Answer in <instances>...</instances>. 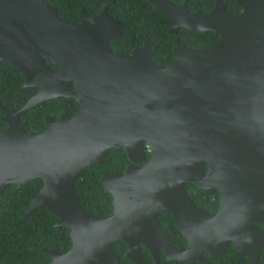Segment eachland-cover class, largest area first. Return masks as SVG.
Segmentation results:
<instances>
[{"label": "water", "instance_id": "water-1", "mask_svg": "<svg viewBox=\"0 0 264 264\" xmlns=\"http://www.w3.org/2000/svg\"><path fill=\"white\" fill-rule=\"evenodd\" d=\"M148 1L170 18L169 33L186 28L217 32L220 39L190 48L177 38L171 61L160 66L149 40L129 55L112 51L110 41L127 24L107 9L95 16L83 11L79 22H69L46 0H0V52L8 53L0 60L26 75L30 67L51 74L48 84L39 79L43 88L29 106L60 96L80 105L77 114H63L42 132L19 126L0 131V196L11 183L43 180L27 214L46 207L59 218L57 227H69L71 238L63 254L46 250L49 264H120L117 241L135 254L126 253L128 259L139 262L141 249L157 258V214L165 210L190 244L170 248L171 257L210 264L204 251L221 255L232 243L250 264H260L264 0H236L238 14L223 0L209 11H192L188 1ZM146 143L152 150L143 168L102 177L112 214L91 213L76 193L78 177L89 166L103 165L114 148L139 163ZM189 182L220 192L215 213L195 203Z\"/></svg>", "mask_w": 264, "mask_h": 264}, {"label": "trees", "instance_id": "trees-1", "mask_svg": "<svg viewBox=\"0 0 264 264\" xmlns=\"http://www.w3.org/2000/svg\"><path fill=\"white\" fill-rule=\"evenodd\" d=\"M46 1L57 8L60 18L69 22L80 21L81 7L88 10L89 13H96L93 6L99 5L100 8L101 5L108 4L111 6L109 8L110 14L128 24L119 37L110 41L113 52L129 55L133 48L141 45L143 40L148 38L154 47V62L160 66H165L171 61L173 43L172 36L168 33L171 21L166 13L154 7L148 0ZM172 1L178 4L182 0ZM223 1L231 13L238 14L241 12L242 9L238 6L236 0ZM214 5L215 0H190L189 2V8L192 11H209ZM160 15L164 20L161 19ZM190 31L200 37H208L209 43L216 42L212 41L213 38L217 41L220 39V34L217 32ZM8 66L11 67L6 62L0 63V97H3L5 103L15 104L17 101L10 97H14L27 89L22 88L24 82L22 72H12ZM56 101L52 100L49 103H55ZM71 102L76 103L75 100ZM76 105L78 104L76 103ZM26 130L32 131L30 129ZM129 162L130 160L125 151L114 148L110 151L103 165L89 166L78 177L75 183L76 193L91 213L99 217L112 214L113 198L102 184V177L110 172L123 173ZM42 186V179L32 180L26 185L11 183L7 186L3 195L0 196V264H47L51 260V256L44 249L66 252L71 247L69 227H56L59 218L51 214L46 207H39L33 213L24 217L30 202ZM187 188L197 204V200L202 199V189L191 182L188 183ZM206 204H208V201ZM217 205L216 202V209ZM216 209H213V212ZM168 212L166 213L170 224L175 225L171 212ZM259 226L263 227L264 224ZM118 245L120 249H125L126 244L123 241H117L114 247L117 248ZM146 257L151 259L149 255ZM259 261L260 264H264V249L260 252ZM217 262L223 264H250L249 258L238 255L233 245L221 255ZM191 263L203 264L197 261ZM121 264L136 263L121 257Z\"/></svg>", "mask_w": 264, "mask_h": 264}, {"label": "flooded vegetation", "instance_id": "flooded-vegetation-1", "mask_svg": "<svg viewBox=\"0 0 264 264\" xmlns=\"http://www.w3.org/2000/svg\"><path fill=\"white\" fill-rule=\"evenodd\" d=\"M184 1H188V8H189L190 0H182L181 2L178 3V5L182 4ZM95 6H93V10H94V12L96 11V13H89L88 10L81 7L80 8V18H81V14L83 11L87 12V14H89V15L95 16V15H99L100 13H102L104 11V9H107V13L111 17H113L109 12V8H111L110 5L103 4V5H101L100 8H99V5H95ZM196 11H198V10H196ZM113 18H115V17H113ZM161 19L164 20V18L162 16H161ZM117 20L123 22L120 19H117ZM123 23H125V22H123ZM125 24H127V23H125ZM171 25H172V22L170 23V27L168 28V33H169L170 28L172 27ZM127 26H128V24H127ZM182 30H184V31L182 32ZM169 34H171V36H172L171 40L173 43V48L175 46V39H177V38H179L180 41L184 45H186L190 48H199V47H203V46L212 44V43H209L208 37H205V36L200 37V36H198V34H195L186 28L180 29L178 31V33H169ZM147 40L150 41L151 47H152V49H154L151 40L148 38H145L143 40V43L139 46H136V47L143 46ZM212 41L217 42V40L215 38H213ZM132 50L130 51V53L132 52ZM1 54H8V53L7 52H0V55ZM154 54H155V52H154ZM1 62H6L7 64H10L9 62L5 61L4 59L0 60V63ZM27 62L34 65V63L32 61H27ZM46 63L53 69V71L57 72L60 70V66L52 63L49 59H46ZM9 68L12 72H21V71L14 70L12 65ZM33 70H34V68L30 67L29 73L27 75L22 72V74L25 78L24 82L22 83V88L27 89V90L21 91L18 95L14 96V97H10V98H13L17 101L15 104L5 103L3 101V97H0V131L7 130L8 128H10V126H12V127L13 126H19V127H23L24 129H30V130H32L31 132H42L46 129V127L50 121L58 120L63 114L66 113L69 116H74L75 114H77L80 105L78 104V102L74 98L65 97V96L47 99V100L42 101L41 103H37V104L29 106V104L32 102V100L38 95V93L43 88L42 84H38L39 79L42 76L47 78L46 81H44V83L48 84V80H49V77L51 75V74L49 75L47 72H44L41 70H40V72H37V70L36 71H33ZM52 100H57V101L55 103H49ZM72 100H75L79 106L76 105V103L71 102ZM146 146H147V152L145 153L144 160L137 163V162H133L131 159H129L130 162H129V165L126 167V169L130 166H136L138 168H143L147 164V162L150 160L152 149L148 148L150 146V145H148V143H146ZM191 183H193V182H191ZM187 186H188V183L186 185V188H187ZM187 190H188V193L192 196V193L189 191L188 188H187ZM208 194H205L204 192H202V199L197 200V205L205 208L210 213H215V212H213V209H216V202L219 206L220 193L216 191V192H211ZM207 201H208V204H206ZM210 208H211V210H209ZM168 211L169 210L161 211L157 214L158 223L160 225V229L162 232V235L157 236V241L155 243L156 245L153 244L159 250V253L156 256L157 258H155L154 255L149 250L141 249L142 258L139 260V262L134 261L133 259H130V258L127 259L128 257L126 256V253H128V255L135 256L134 253H132L130 250H128L127 244L125 245V249H120L119 245L117 246V249L119 250V253H120L119 256L121 255L123 257V259L128 260L130 262L133 261L136 264H192L191 262H194L195 260H193V259H189V260L175 259V258L171 257V255L169 253L170 248L175 247L177 249H183V248L189 247L190 244H189V241L187 240V238L184 236V234L180 230V228L177 227L175 220H173L175 225L170 224V222L168 220L167 213H166ZM168 215L170 217L169 212H168ZM104 217H106V216H104ZM263 229H264V227H263ZM194 242H196L195 239H194ZM198 244H199V242H198ZM230 246H232V245H230ZM55 251L60 253L59 250H55ZM61 254H63V253H61ZM147 254L151 257V259H147V257H146V256H148ZM221 255L215 256V255H212V254L207 252L206 256H204V255L203 256L210 264H223L221 262H217V260L221 257ZM51 261H52V256H51V260L47 264H49ZM119 263L121 264V257H120Z\"/></svg>", "mask_w": 264, "mask_h": 264}, {"label": "clouds", "instance_id": "clouds-1", "mask_svg": "<svg viewBox=\"0 0 264 264\" xmlns=\"http://www.w3.org/2000/svg\"><path fill=\"white\" fill-rule=\"evenodd\" d=\"M24 79H25V78H24ZM27 184H28V183H27ZM9 185H10V184H9ZM9 185H8V186H9ZM18 185H19V184H18ZM25 185H26V184H25ZM4 191H5V190H4ZM202 191H203L205 194H208L206 191H204V190H202ZM215 192H216V191H215ZM217 192H219V191H217ZM3 193H4V192H3ZM219 193H220V192H219ZM2 195H3V194H2ZM2 195H1V196H2ZM208 195H209V194H208ZM190 196H191V195H190ZM191 197H192V196H191ZM219 201H220V200H219ZM218 208H219V206L217 205V209L215 210V212L218 210ZM27 211H28V210H27ZM27 211H26V213L24 214V217H26V216L29 215V214H27ZM32 213H33V212H32ZM30 214H31V213H30ZM30 223H31V221H30ZM260 224H264V223H259V224H257V226L259 227ZM56 227H57V226H56ZM263 227H264V226H263ZM263 227H261V229H263ZM259 228H260V227H259ZM230 245H233V244L231 243ZM230 245H229V246H230ZM233 247H234V246H233ZM187 248H188V247H187ZM228 248H229V247H228ZM114 249L116 250L115 247H114ZM234 249H235V248H234ZM46 250H50V249H44L45 252H46ZM50 251H52V250H50ZM53 251H54V250H53ZM235 251H236V250H235ZM59 252H60V253H63V252H61V251H59ZM116 252H117L118 254H120L118 249L116 250ZM207 252H208V251H204V252H203V255H205ZM224 252H226V251H224ZM224 252H223V253H224ZM223 253H222V254H223ZM48 254H49V253H48ZM237 254H238V253H237ZM49 255H50V254H49ZM238 255H239V254H238ZM240 256H243V255H240ZM120 257H122V256L120 255ZM203 257H204V256H203ZM188 260H189V259H188ZM193 260L198 261V262H201L200 260H197V259H193ZM201 263H203V262H201ZM259 263H260V261H259ZM203 264H204V263H203Z\"/></svg>", "mask_w": 264, "mask_h": 264}, {"label": "bare ground", "instance_id": "bare-ground-1", "mask_svg": "<svg viewBox=\"0 0 264 264\" xmlns=\"http://www.w3.org/2000/svg\"><path fill=\"white\" fill-rule=\"evenodd\" d=\"M149 145V144H148ZM149 148V147H148Z\"/></svg>", "mask_w": 264, "mask_h": 264}]
</instances>
